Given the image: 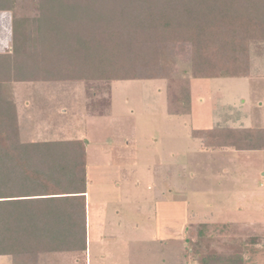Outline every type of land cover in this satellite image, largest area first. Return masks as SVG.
Masks as SVG:
<instances>
[{
    "label": "trees",
    "instance_id": "16d2710c",
    "mask_svg": "<svg viewBox=\"0 0 264 264\" xmlns=\"http://www.w3.org/2000/svg\"><path fill=\"white\" fill-rule=\"evenodd\" d=\"M34 2L37 14L13 17L11 50L0 52V255L12 264L86 250L87 159L85 139L23 136L11 82H84L87 113L104 116L113 81L165 79L169 113L187 114L191 78L248 75L250 43H264V0ZM15 4L0 0V11ZM187 43L190 74L180 75L178 49ZM192 134L212 148L264 147V128ZM211 258L236 264L240 256Z\"/></svg>",
    "mask_w": 264,
    "mask_h": 264
},
{
    "label": "rangeland",
    "instance_id": "374dc122",
    "mask_svg": "<svg viewBox=\"0 0 264 264\" xmlns=\"http://www.w3.org/2000/svg\"><path fill=\"white\" fill-rule=\"evenodd\" d=\"M37 12L34 0H16L13 10L0 11V52L11 50L13 17ZM178 51L177 74L189 75L191 45ZM11 83L25 138L86 141L93 259L97 236L121 240L117 250L114 243L104 245L106 258H119L131 240L137 256H144L160 234L167 239L166 264L240 252L243 245L258 246L247 249V257L264 264V147H205L192 134L264 128V43H250L248 75L191 78L187 114L169 113L165 79L113 81L111 110L104 116L87 113L84 82ZM243 234L250 238L245 243ZM62 257L70 260L72 253ZM10 261L0 255V264Z\"/></svg>",
    "mask_w": 264,
    "mask_h": 264
},
{
    "label": "crops",
    "instance_id": "0c3cea01",
    "mask_svg": "<svg viewBox=\"0 0 264 264\" xmlns=\"http://www.w3.org/2000/svg\"><path fill=\"white\" fill-rule=\"evenodd\" d=\"M231 127V126H228ZM231 128H248V127H244V126H238V127H231ZM24 134V133H22ZM35 140V139H32ZM41 140V139H40ZM203 142V141H202ZM204 144V143H203ZM205 146V144H204ZM208 147V146H205ZM228 147V146H225ZM230 147H234V146H230ZM255 147V146H251ZM212 148V147H211ZM236 148V147H234ZM237 150H243V149H238ZM247 149V148H244ZM86 159H87V148H86ZM86 171H87V192H86V203L88 206V194H89V190H88V160H87V164H86ZM33 176V173L31 174ZM31 176V177H32ZM34 177V176H33ZM19 181V180H17ZM21 181V179H20ZM86 206V250L84 252H80V251H74V250H70V251H51V252H47L45 254H43L42 260L40 262V264H166V254H165V248H166V243L163 244V242H165L167 239L160 236V234L157 235V238L159 237V242H156V244L153 247H149L148 248V252L147 254H144V256L142 257H138L136 251H134V241L132 242L131 240V245L129 244L127 247V252L122 254V256H120L119 258H106L108 257L107 254L105 253V249H104V245L108 244V242L110 243H114L112 249H116L120 247V243L121 240H117V237L113 234H103L100 235V237H96L94 239V241H96V243L98 244L96 247H98V250H95V255H98V258H94L96 260L93 259L92 257V251H91V244L93 243V241H89V235H88V207ZM116 214H119L120 212L117 210L115 212ZM108 220V219H107ZM104 221L101 220V222ZM207 222V221H206ZM205 222H201V224H204ZM207 223H211V222H207ZM225 225L227 224H232L234 222L232 221H226V222H222ZM262 224H264V221H261ZM235 224V223H234ZM239 224V223H236ZM165 231L168 230V227L165 226ZM173 231H175L176 233V229H174ZM261 232H264V230H262ZM243 242H247L250 238L247 236H245V234H243ZM163 240V241H162ZM107 241V243H105ZM156 241V240H155ZM102 243V244H101ZM104 243V244H103ZM258 246H252V245H243V251L240 252H236V251H232V252H226L224 256H229V255H239L240 259H238L235 263L236 264H249L250 259H248L247 257V249L248 252L254 251L252 249L255 248V250L257 249ZM114 249V250H115ZM66 252H70L72 253V258L66 262V259H64L62 256L64 255V253ZM116 252V251H115ZM257 253V251H256ZM258 254V253H257ZM211 255H215V254H204L203 256H198L195 258V261H192L190 264H215L216 261L214 259L211 258ZM3 256H9L10 255H3ZM250 258V257H249ZM252 260V259H251ZM66 263H65V262ZM184 264L183 259L181 260ZM257 260L250 262L251 264H257ZM10 263L12 264V258ZM232 262H227V264H231ZM185 264H189L187 261Z\"/></svg>",
    "mask_w": 264,
    "mask_h": 264
}]
</instances>
